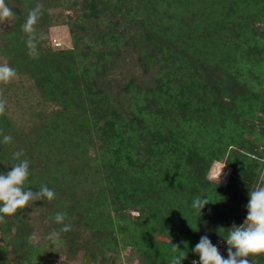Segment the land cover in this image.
<instances>
[{"label":"trees","instance_id":"trees-1","mask_svg":"<svg viewBox=\"0 0 264 264\" xmlns=\"http://www.w3.org/2000/svg\"><path fill=\"white\" fill-rule=\"evenodd\" d=\"M6 3L15 17L0 24V64L17 77L0 84V133L12 137L0 174L22 150L25 188L56 197L0 223V264H118L123 250L170 264L173 245L192 264L205 235L220 248L264 171V0ZM37 4L45 39L32 58L21 26ZM57 25L70 47L51 44ZM216 161L232 168L225 184L209 176ZM197 196L210 201L200 215ZM57 212L72 229L52 243Z\"/></svg>","mask_w":264,"mask_h":264},{"label":"clouds","instance_id":"clouds-1","mask_svg":"<svg viewBox=\"0 0 264 264\" xmlns=\"http://www.w3.org/2000/svg\"><path fill=\"white\" fill-rule=\"evenodd\" d=\"M42 5L37 4L29 9L27 18L21 26L22 31L27 35L26 46L28 55L32 58L39 56L38 44L45 39L43 33H38L36 25L42 16ZM15 13L7 5L6 0H0V24L13 19ZM17 77V71L7 63L0 64V84H8ZM4 96L0 94V116L6 112ZM2 135L0 143L5 145L12 142L10 135ZM24 152L17 151L12 155L13 164L11 170L0 174V223H6V217L15 215L18 210L30 207L35 201L47 199L52 201L56 197L54 190L47 185H42L38 191H31L25 188L30 175L28 159H22ZM225 167V166H224ZM220 176V175H219ZM219 178V177H218ZM207 197L197 196L193 199L191 207L200 215L202 209L209 204ZM247 216L240 226L233 224L227 231L224 238L227 243V258L220 254L219 248L214 245L207 235L202 236L193 249L199 256V260H193L192 264H253L249 257L264 255V171L259 172V182L249 191V202L247 204ZM67 214L57 212L53 220L61 225L59 230L49 233L48 239L55 243L62 233L71 231L70 223H65ZM224 231V229H220ZM173 245V244H172ZM179 251V255L171 257L170 264H181L186 259L187 253L180 251L177 245H173L172 252Z\"/></svg>","mask_w":264,"mask_h":264},{"label":"rangeland","instance_id":"rangeland-1","mask_svg":"<svg viewBox=\"0 0 264 264\" xmlns=\"http://www.w3.org/2000/svg\"><path fill=\"white\" fill-rule=\"evenodd\" d=\"M54 40L59 42L58 46L55 45ZM50 42L56 47H70L72 45V39L67 25H57L50 29ZM225 166V167H224ZM232 168L222 161H216L211 167L210 178L214 179L222 184H225L231 174ZM220 175V176H219ZM219 177V178H218ZM57 263V261H56ZM118 264H140L139 259L136 256H132L129 250H123L121 259L117 262ZM67 264H93L85 263L81 256L70 260ZM99 264V263H94Z\"/></svg>","mask_w":264,"mask_h":264},{"label":"built area","instance_id":"built-area-1","mask_svg":"<svg viewBox=\"0 0 264 264\" xmlns=\"http://www.w3.org/2000/svg\"><path fill=\"white\" fill-rule=\"evenodd\" d=\"M54 42H55V45H56V46H58V45L60 44V43L57 42L56 40H54ZM219 245H220L219 251H220V254L222 255L224 249L226 248L227 243L221 241V242L219 243ZM197 261H198V260H197Z\"/></svg>","mask_w":264,"mask_h":264}]
</instances>
